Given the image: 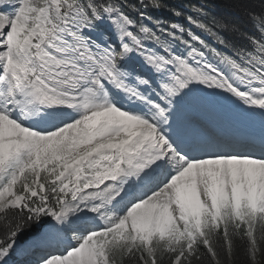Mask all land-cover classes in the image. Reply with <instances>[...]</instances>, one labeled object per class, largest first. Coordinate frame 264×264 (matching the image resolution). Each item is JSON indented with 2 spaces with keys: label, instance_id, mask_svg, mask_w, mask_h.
I'll return each mask as SVG.
<instances>
[{
  "label": "snow or ice",
  "instance_id": "snow-or-ice-1",
  "mask_svg": "<svg viewBox=\"0 0 264 264\" xmlns=\"http://www.w3.org/2000/svg\"><path fill=\"white\" fill-rule=\"evenodd\" d=\"M264 0H0V264H257Z\"/></svg>",
  "mask_w": 264,
  "mask_h": 264
},
{
  "label": "trees",
  "instance_id": "trees-1",
  "mask_svg": "<svg viewBox=\"0 0 264 264\" xmlns=\"http://www.w3.org/2000/svg\"><path fill=\"white\" fill-rule=\"evenodd\" d=\"M256 262H257V264H260V263L264 264V255L257 254Z\"/></svg>",
  "mask_w": 264,
  "mask_h": 264
}]
</instances>
